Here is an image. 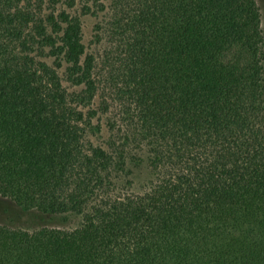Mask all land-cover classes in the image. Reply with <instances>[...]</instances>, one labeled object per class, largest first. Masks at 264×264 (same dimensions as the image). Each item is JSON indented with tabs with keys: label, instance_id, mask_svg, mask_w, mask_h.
Instances as JSON below:
<instances>
[{
	"label": "trees",
	"instance_id": "16d2710c",
	"mask_svg": "<svg viewBox=\"0 0 264 264\" xmlns=\"http://www.w3.org/2000/svg\"><path fill=\"white\" fill-rule=\"evenodd\" d=\"M0 198V264H264L255 1L0 0Z\"/></svg>",
	"mask_w": 264,
	"mask_h": 264
},
{
	"label": "rangeland",
	"instance_id": "374dc122",
	"mask_svg": "<svg viewBox=\"0 0 264 264\" xmlns=\"http://www.w3.org/2000/svg\"><path fill=\"white\" fill-rule=\"evenodd\" d=\"M259 14V27L261 34L264 36V0H254ZM84 43L88 48V20L84 22ZM30 217L20 210L14 208L8 200L0 198V224L11 227L27 228ZM29 228V227H28Z\"/></svg>",
	"mask_w": 264,
	"mask_h": 264
}]
</instances>
